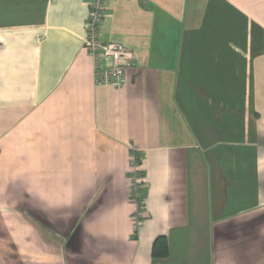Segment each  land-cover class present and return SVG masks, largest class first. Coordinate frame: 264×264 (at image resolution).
<instances>
[{"label": "crops", "instance_id": "1", "mask_svg": "<svg viewBox=\"0 0 264 264\" xmlns=\"http://www.w3.org/2000/svg\"><path fill=\"white\" fill-rule=\"evenodd\" d=\"M89 2L0 0V264H264V0H107L119 89Z\"/></svg>", "mask_w": 264, "mask_h": 264}, {"label": "built area", "instance_id": "2", "mask_svg": "<svg viewBox=\"0 0 264 264\" xmlns=\"http://www.w3.org/2000/svg\"><path fill=\"white\" fill-rule=\"evenodd\" d=\"M107 0H90L85 22L83 48L92 59L93 82L97 86L119 89L125 83V69L132 63L135 54L123 44L103 40L100 24L105 15ZM141 155L133 146L129 149V194L135 204L131 219L135 231L143 219L145 183L138 170Z\"/></svg>", "mask_w": 264, "mask_h": 264}, {"label": "trees", "instance_id": "3", "mask_svg": "<svg viewBox=\"0 0 264 264\" xmlns=\"http://www.w3.org/2000/svg\"><path fill=\"white\" fill-rule=\"evenodd\" d=\"M166 253H167V250H166L165 237L159 236L153 242L152 255L155 257L159 255H165Z\"/></svg>", "mask_w": 264, "mask_h": 264}]
</instances>
